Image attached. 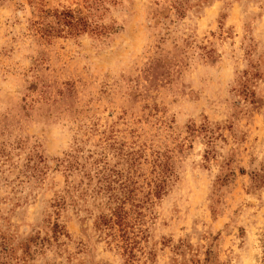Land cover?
I'll use <instances>...</instances> for the list:
<instances>
[{
    "label": "rangeland",
    "instance_id": "rangeland-1",
    "mask_svg": "<svg viewBox=\"0 0 264 264\" xmlns=\"http://www.w3.org/2000/svg\"><path fill=\"white\" fill-rule=\"evenodd\" d=\"M0 264H264V0H0Z\"/></svg>",
    "mask_w": 264,
    "mask_h": 264
}]
</instances>
